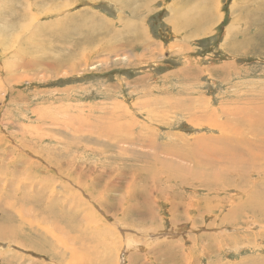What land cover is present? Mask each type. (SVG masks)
Returning a JSON list of instances; mask_svg holds the SVG:
<instances>
[{
	"label": "rangeland",
	"instance_id": "rangeland-1",
	"mask_svg": "<svg viewBox=\"0 0 264 264\" xmlns=\"http://www.w3.org/2000/svg\"><path fill=\"white\" fill-rule=\"evenodd\" d=\"M260 121L264 0H0V264H264Z\"/></svg>",
	"mask_w": 264,
	"mask_h": 264
},
{
	"label": "bare ground",
	"instance_id": "bare-ground-1",
	"mask_svg": "<svg viewBox=\"0 0 264 264\" xmlns=\"http://www.w3.org/2000/svg\"><path fill=\"white\" fill-rule=\"evenodd\" d=\"M260 10V9H259ZM248 11H253V10H251V9H249ZM8 13L10 14H15V11H8ZM95 17V16H94ZM102 19V18H101ZM103 20V19H102ZM106 24V23H105ZM74 30L76 31V33H77V36H75L74 35ZM90 30V29H89ZM102 31V30H101ZM83 32H84V25H83V23L81 24V25H78V26H76L73 30H68V29H59V30H51L50 32H49V36H52V37H54V36H56L58 39L56 40V42L55 43H49V45H48V49L52 52V55H49V56H47V59L51 62V65H47V66H55V68L56 69H58L59 67H60V65H58V64H55V63H53L50 59L51 58H53L52 56H53V48H55V47H58V48H61V47H63L64 45L63 44H65L64 42H66L68 39H70V38H74V37H78L79 39L77 40V42L78 43H76V45H78V46H80L81 44L83 45V41H85V39H84V37H83ZM88 40V39H87ZM61 41H64V42H61ZM95 41V40H94ZM93 44V43H92ZM63 45V46H62ZM66 45V44H65ZM67 46V45H66ZM68 47V46H67ZM45 54H47L46 52H45ZM40 61H37V62H32L31 64L33 65V66H40V65H42V64H45L46 63V61H48V60H41V59H39ZM30 63V62H29ZM27 66H29V65H27ZM206 104V103H205ZM203 106V105H202ZM201 106V107H202ZM204 107V106H203ZM208 108V107H207ZM207 111V110H206ZM205 112V111H204ZM208 112V111H207ZM256 127H258V128H260V129H264V122H258L256 125H255ZM220 137V139L218 140V138H216V139H214V138H211V139H206V140H208V142H207V147H206V151H205V153L207 154V158L210 156V152H211V149L212 150H215V152L214 153H218V154H220V156H218L219 157V159H220V161L222 162V160L224 159V158H229V151L231 150V148L228 146L229 144H230V142H231V144H234L227 136V138L225 137V135L224 134H222L221 136H219ZM229 140H230V142H229ZM145 143V142H144ZM147 144H149V145H152L155 149V151L153 152L154 153V155H157L158 154V152H160V151H162L163 149H164V147L163 146H161V145H156V144H154V143H152V142H148ZM248 145H249V143H248ZM235 147H240L239 145H238V143L235 145ZM250 151H251V149H250ZM252 152V151H251ZM183 154L184 155H186V158H192V156L191 155H189V154H187L186 153V151L183 149ZM255 155V154H254ZM252 157V153L249 155V156H242V157H239L238 155H231V157H230V159H232V160H235V159H237V161H234V162H238V163H245V164H247V165H249L250 164V167H253V169H256L255 167H254V165L256 164V162H257V160H260V161H262L261 159H264L263 157H261V156H255L254 157V159L255 160H253V161H249L248 159L249 158H251ZM258 158H261V159H258ZM22 159V158H21ZM20 159V160H21ZM24 160V159H23ZM22 160V161H23ZM56 160V159H55ZM148 160L151 162V163H156V162H158V165L160 166V168H161V170H165V171H167V172H169L170 174H174V175H177V176H179L181 179L182 178H185V180L186 181H189V180H194V179H199V178H197V177H195L194 176V174H193V169H191V168H188V167H186V166H183V167H180V166H173V165H171L170 164V161H168V160H166V159H163V160H159L158 158L156 159V158H148ZM24 161H26V160H24ZM165 161H168V163L167 162H165ZM233 162V163H234ZM240 165V164H239ZM235 166V165H234ZM231 167V166H230ZM238 167V166H237ZM244 167V166H243ZM247 167V166H246ZM264 167V166H263ZM177 168V172H175V169ZM245 169V168H244ZM228 170H230L231 171V169L229 168V167H226L224 170H223V172L225 173L226 171H228ZM243 170V169H242ZM220 171V170H219ZM221 172V171H220ZM229 173V172H228ZM247 173H248V171H247ZM226 175V174H225ZM225 175H223V176H220L219 175V178H221V177H225ZM203 179V181H201L202 182V184H204V185H207V186H210V183L211 182H216V183H218V181L216 180V181H212V180H210V179H205V178H202ZM201 179V180H202ZM246 179H247V183H250V176H249V178H247L246 177ZM184 181V180H183ZM226 182H229V181H226ZM253 182L255 183V181L253 180ZM263 184H264V180H263V182H262ZM247 185V184H246ZM261 191V190H260ZM252 192H256V193H254V195L256 196V194H257V189H255L254 191H252ZM252 192H250V193H252ZM250 193H249V195H250ZM260 193V192H259ZM23 198V196L20 198V199H22ZM258 200V198L257 197H250L249 196V198L246 200V201H244L243 203H242V206H238L235 210H236V212H239L241 209H252L253 211H255V212H258V211H260L259 213H258V215H263L264 216V209L263 208H261V204H262V202L260 201V203L259 204H256V202H255V200ZM261 199V198H260ZM264 200V199H263ZM262 200V201H263ZM263 207V206H262ZM212 239V238H211ZM264 259V258H263ZM94 264V263H93ZM219 264V263H218Z\"/></svg>",
	"mask_w": 264,
	"mask_h": 264
},
{
	"label": "crops",
	"instance_id": "crops-1",
	"mask_svg": "<svg viewBox=\"0 0 264 264\" xmlns=\"http://www.w3.org/2000/svg\"><path fill=\"white\" fill-rule=\"evenodd\" d=\"M205 9H206V7L204 6V10H205ZM210 9H211V8H210L209 6H207V9H206V10L209 11ZM206 10H205V11H206ZM184 19H185V22H186V20H189V18L187 17V15L185 16ZM195 31H199V29H198V30H195Z\"/></svg>",
	"mask_w": 264,
	"mask_h": 264
}]
</instances>
